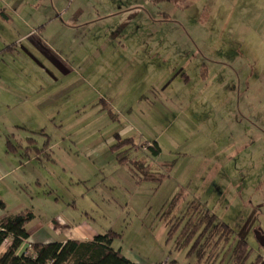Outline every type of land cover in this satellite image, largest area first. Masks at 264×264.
<instances>
[{"label": "rangeland", "instance_id": "rangeland-1", "mask_svg": "<svg viewBox=\"0 0 264 264\" xmlns=\"http://www.w3.org/2000/svg\"><path fill=\"white\" fill-rule=\"evenodd\" d=\"M39 1L50 0H0L5 37L0 38V97H10L2 102L8 106L0 105V147L6 140L21 143L16 156L33 157L19 172L28 182L14 184L8 177L11 186L1 182V196L11 203L25 188L35 197L30 203L35 212L47 207L60 225L86 221L95 234L112 229L121 234L115 247L151 242L159 235L136 229L163 226L168 260L227 264L234 239L242 237L251 247L245 264L257 255L264 261V118L261 133L244 119L236 124L219 118L217 106L200 105L201 98L209 99V84L242 66L246 82L255 81L245 95L256 98V110L264 113V45L257 44V37L264 41V0H189L186 6L183 1L61 0L70 12L80 3L93 16L121 9L128 18L122 16L119 24H129L112 40L103 28L70 31L57 21L28 26ZM135 2L146 4V10L134 8ZM140 26L151 31L143 33H157V40L146 37L140 43L133 36ZM14 27L16 34L29 36L13 43L7 31L13 34ZM160 31L168 36L164 41ZM52 53L61 66L51 64ZM187 114L196 121H187ZM117 134L136 143L159 142L157 155L121 153L145 160L153 178L119 160L124 147L111 148ZM4 161L12 168V160ZM195 203L233 229L212 260L197 261L196 254H187L188 246L174 248Z\"/></svg>", "mask_w": 264, "mask_h": 264}, {"label": "crops", "instance_id": "crops-1", "mask_svg": "<svg viewBox=\"0 0 264 264\" xmlns=\"http://www.w3.org/2000/svg\"><path fill=\"white\" fill-rule=\"evenodd\" d=\"M42 4L41 6H39ZM48 4V5H45ZM6 6H10L11 4L5 2ZM34 6H37L38 13L35 19H29L27 20V24L30 27L35 26H41V25H47L49 23H54L55 21L61 22L62 26L67 28L68 30H81L82 28H86L87 30H96L99 28H103L104 31H106L112 40L113 35L114 36H123L124 31L126 28H124V31L121 30L123 27L128 25L129 23L119 24V19H121L122 16L128 18L127 14H124L121 9L117 10H108L106 15H97L93 16L91 13H87L88 11L84 9V7L78 3L75 4L76 7L70 12L68 8H66V2H61V0H50L49 3H46V1H39L38 3L33 4ZM146 4L144 3H134V8L136 9H142L146 10ZM14 9V8H13ZM132 9V8H129ZM36 11V9H35ZM87 11V12H86ZM37 12V11H36ZM2 18L6 22H11V17L6 14L5 12H2ZM158 20H163L158 18ZM155 19V21H158ZM22 22V21H21ZM121 25L122 27H117ZM21 26L20 23L17 24V27ZM15 28H13V34L10 31H7L10 35L11 41L13 43H20L21 40L26 39L29 34H21L20 30L17 32V34L14 32ZM137 34L133 30V36L138 37L140 39V43L145 40L146 37H148L149 40H157V37L159 35L157 33H143L145 30L150 31L148 28H141ZM119 33V34H117ZM33 34H36L33 33ZM163 36H166L165 33H161ZM168 36H166L162 41H164ZM0 38L4 39V34L2 31H0ZM257 44L264 45L263 39H260L257 37ZM131 39H129L130 41ZM4 46H10L11 44L4 41ZM3 46V47H4ZM159 46V45H158ZM157 46V47H158ZM137 53H142L141 50H139ZM54 53L49 56L51 64H56L57 66H61L60 63L56 62L54 60ZM210 62V60H209ZM161 64L163 68L165 67V61L162 59ZM200 64V63H199ZM65 66V65H63ZM66 67V66H65ZM217 68V67H216ZM219 68V67H218ZM244 67L239 66L238 71H235V73H228L225 71V73L221 74L219 76V80L215 81L214 84H209V99L203 97L200 99V105L204 106V110L207 109L208 105L209 107H219L215 110V113L221 112L222 114H218L219 118H222L224 120V117H227L228 119H231V121L235 120V123H241V121L244 119L245 121L251 122L256 130L258 132H263L261 128V118H264V113H262V109L258 108L256 110V103L258 100L256 98L247 99V94L245 95V92L250 91L253 87L252 84L255 82H246V78L243 76L244 73ZM155 71L160 72L159 64L154 68ZM203 70V67L201 66V71ZM213 74H218L211 69ZM219 75V74H218ZM202 76V74H200ZM10 97H0V105L8 106L9 104H3V101L9 100ZM194 100H191L189 105L193 103ZM170 103V102H169ZM182 101L178 102V106H181ZM16 104V103H15ZM171 104V103H170ZM173 105V104H171ZM242 107V108H241ZM203 110V111H204ZM213 110V108H212ZM177 117H175L176 119ZM187 121L195 122L196 119L193 118V116H190L187 114ZM3 123V120H1ZM250 124V123H249ZM250 124V126L252 125ZM125 137H131V136H125ZM133 138V137H132ZM243 138H245L243 136ZM7 141V140H6ZM6 141H4V144H2V147H0V183L1 182H7L6 185L11 186V183L18 184V181H24L28 182L27 178H21L22 175L19 173L22 168H25L28 164L31 163L33 160V157H28L24 161H22L21 158H18L16 156L17 150H7V144ZM148 141V140H144ZM159 145V142L155 140ZM148 141V142H151ZM6 144V145H5ZM160 146V145H159ZM18 149V148H17ZM139 151L147 152L148 150L142 149ZM28 153V151L26 152ZM12 160L13 165L12 168L7 167L4 160ZM256 163V161H255ZM168 164V163H166ZM164 164V165H166ZM214 167V166H213ZM210 167L211 169L213 168ZM172 171V168H171ZM19 176V180L15 179V176L12 173H16ZM8 177H11V183H8L9 180H7ZM199 180H203V176H199ZM30 182V181H29ZM26 184H19V186L25 187ZM236 186L240 185L239 182L235 183ZM23 192H18L17 199H14L13 202L8 203L6 199L1 196L0 199L4 201L5 208L0 207V218L10 214L11 212H14L20 208L23 207H30L34 210L33 205H30V203L35 201V197L29 192L28 190H25V188L22 189ZM211 211V210H210ZM35 212V210H34ZM214 213V212H213ZM36 218L31 221L28 226V239L27 241H23L21 245L17 248L16 253L22 254L25 253L29 249V242H41V243H48L52 241H60L64 242L68 239H91L93 238L95 233L97 232L95 229L87 225L86 221L84 223L81 221L78 222L77 225L71 226L70 224H62L60 225L56 219V216H54L47 207L43 206L42 209H40V213L35 212ZM56 227V229H54ZM166 228L163 226L157 227V228H139L136 229V233L138 234H151V235H159L157 238L152 236L151 242L141 241L136 247L132 246H124L123 244L116 245L113 241L112 245L114 248H120L122 252L125 254L127 258L130 260L138 263V264H155L158 262L167 261L170 257L168 255L167 249L165 244H163V239L166 233ZM148 239V236L146 237ZM11 242V237H7L2 244L0 245V254H2L4 251L7 250L9 244ZM145 243V244H144ZM139 245L141 246V250L138 249ZM185 264V263H181Z\"/></svg>", "mask_w": 264, "mask_h": 264}, {"label": "trees", "instance_id": "trees-1", "mask_svg": "<svg viewBox=\"0 0 264 264\" xmlns=\"http://www.w3.org/2000/svg\"><path fill=\"white\" fill-rule=\"evenodd\" d=\"M152 3L162 1L177 2L183 1L186 6L189 0H150ZM117 136V141L111 146L114 148L124 147V151L119 152L120 161H130L139 172L144 173V178H153L149 164L143 159L130 157V154L121 156V153L146 149L151 154H159L161 147L156 141H143L136 143L132 137ZM7 150L17 149L19 144H12L7 140ZM12 147V148H11ZM26 158L30 157L26 154ZM146 174V175H145ZM181 193H178L177 198ZM5 203L0 199V207L5 208ZM193 214L187 218L180 234L175 239V249L188 246L187 254H196L197 261L203 258L214 259L224 242L232 237V227L220 220L215 213L208 208H203L199 203L193 204ZM36 218L34 210L30 207H23L0 218V245L7 238L11 237V242L6 251L0 254V264H138L125 256L120 248H114L113 241L121 234L108 229L104 233H98L91 239H68L64 242L52 241L48 243L29 242V249L26 253L17 254L16 250L23 241L28 239V224ZM182 222L178 219L176 222ZM176 223L171 224L168 234ZM251 253V247L245 238L234 239V246L227 264H245ZM155 264H181L177 259H170ZM248 264H264L263 256L257 255Z\"/></svg>", "mask_w": 264, "mask_h": 264}, {"label": "built area", "instance_id": "built-area-1", "mask_svg": "<svg viewBox=\"0 0 264 264\" xmlns=\"http://www.w3.org/2000/svg\"><path fill=\"white\" fill-rule=\"evenodd\" d=\"M27 251H28V250H27ZM27 251H26V252H27ZM26 252H25V253H26Z\"/></svg>", "mask_w": 264, "mask_h": 264}]
</instances>
